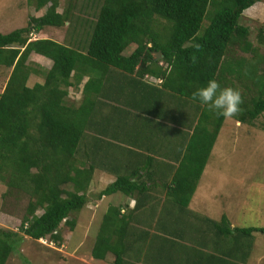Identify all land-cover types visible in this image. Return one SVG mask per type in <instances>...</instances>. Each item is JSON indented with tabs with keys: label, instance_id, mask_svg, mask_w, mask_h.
Listing matches in <instances>:
<instances>
[{
	"label": "trees",
	"instance_id": "16d2710c",
	"mask_svg": "<svg viewBox=\"0 0 264 264\" xmlns=\"http://www.w3.org/2000/svg\"><path fill=\"white\" fill-rule=\"evenodd\" d=\"M260 1L67 0L58 12L59 0H28L45 13L0 34V67L10 70L0 92V183L31 198L19 230L0 229V264L17 254L25 238L63 242L60 226L73 231L76 221L69 218L86 206L98 169L111 171L114 181L97 199L122 194L136 206L123 213L119 206L108 208L91 250L94 260L111 254L112 264H163L149 257L156 245L180 249L190 264H247L253 234L264 228L231 227L224 214L213 220L189 210L225 121L193 101L192 93L215 79L242 95L235 123L252 125L264 114V53L258 48L264 35L260 30L255 47L240 23ZM46 27H66L69 40L31 38ZM32 54L50 60L51 69L29 64ZM40 77L42 83L30 86ZM72 88L80 91L77 101L69 96ZM142 139L151 146L139 144ZM171 139L178 145L167 154L160 143ZM98 142L108 162L102 167ZM123 150L145 162L123 164ZM156 167L164 180L155 177ZM156 180H163L173 209L156 207L158 195L145 194L146 182ZM146 198L152 206L145 207ZM163 215L179 220L163 224Z\"/></svg>",
	"mask_w": 264,
	"mask_h": 264
},
{
	"label": "rangeland",
	"instance_id": "374dc122",
	"mask_svg": "<svg viewBox=\"0 0 264 264\" xmlns=\"http://www.w3.org/2000/svg\"><path fill=\"white\" fill-rule=\"evenodd\" d=\"M77 1L82 3V0ZM66 5L67 0H59L58 12L65 9ZM45 11L46 8L36 11L34 3H28V0H0V34L26 27L30 17H41ZM204 23L202 28L205 27ZM240 23L249 28V39L255 47L258 46L257 34L262 30L264 35V0L246 10ZM31 38H47L66 44L69 34L66 27H46ZM134 48L131 45L125 54ZM258 48L260 53H264V46ZM237 55L240 56L239 53ZM28 63L47 70L52 67L50 60L34 54L29 57ZM9 73V69L0 67V92L5 87ZM38 80L42 83L44 77L31 80L30 86ZM69 91L71 99L79 100V90L72 88ZM107 183V179H99L96 190H102ZM116 200L110 203L118 204ZM30 201L28 194L0 183V229L18 231ZM193 202H196L193 210L201 216L219 220L224 214L233 227L264 228V114L252 125H239L232 119L224 121L192 198ZM88 209L83 208L69 218L76 221L73 231L64 224L60 226L63 242L54 244L47 238L36 242L25 238L17 254H11L7 264H112L113 255L108 254L104 261L94 260L91 255L105 215V203L99 208L93 206ZM41 213V210L36 212L37 215ZM253 238L254 248L247 264H264V234L254 233Z\"/></svg>",
	"mask_w": 264,
	"mask_h": 264
},
{
	"label": "crops",
	"instance_id": "0c3cea01",
	"mask_svg": "<svg viewBox=\"0 0 264 264\" xmlns=\"http://www.w3.org/2000/svg\"><path fill=\"white\" fill-rule=\"evenodd\" d=\"M87 141H89L87 143V146L92 148L93 141H91L90 139H88ZM140 141H142V142H140L139 144H145L146 143V146H151V143L148 144L147 142H145L144 139H142ZM176 141H177L176 139H171V140H168V141H166V140L162 141V143H160L161 144V147H162V151L163 152H166L167 154L169 152L171 153L177 147L176 145H178V142H176ZM94 146H96L95 149H96V152L98 153L99 159L101 158L100 160H97L98 161L97 164L99 166H101V167L104 166V164H108V162L102 161V156H103V154L105 152L104 147H103V143H99L98 142V143H95ZM113 148H114V150H117L118 149V147H115V146H113ZM155 148L157 149V146H155ZM146 149L147 148L143 149L144 151L142 149H138L137 151L138 152L139 151H141V152L143 151V154H145L146 153V151H145ZM122 152H124V155H122V156H124V159H123L124 161L123 162H125L123 164H127V161L129 159H133V158L140 165L143 164V162H145L144 159H143V157H138L134 153H130V152L126 151V150H123ZM154 172H155V174H154L155 177H157L159 179L162 178L163 180L165 179V177L162 176L160 170H158L157 167H156V169H155ZM93 176H94V179L92 177V180H91V182L89 184V187H88L87 193H86L87 194V204H86V206H84L85 210L88 211V210H90L88 208L93 207V206L99 208L100 206L104 205V203H105V212H104V214L106 213V211L108 210V208L111 207V206H114V207L119 206V207H121L122 213L126 209L129 212L131 210H133V208L136 206V200L134 198H130V197L124 196L122 194H117V195H113V196H109V197L103 196L102 198L97 199L98 193H100V191H102L107 185H109L110 183H112L114 181V174L111 171H106V170H103V169H98V170L95 171V173L93 174ZM103 178H105V179L108 180L107 185L104 188H102V190H96V186L99 185V179H103ZM96 179H98V181ZM163 180H161V181L156 180V181H153V182L152 181L146 182L147 183V186L146 187H148V190H147V192L145 194H147V196H150V197L151 196L153 197L154 195H158V196H156L154 198V201L155 202H159V204H157L156 207L161 208L163 206V208L166 207L167 209L170 210V208L173 209L174 207H173L172 203L169 204V202L166 200L167 199V197H166V193H167L166 189L167 188H164V185L162 184V181ZM193 197H194V195H193ZM115 199H117L116 201H119V203H118L119 205L117 203H115V202H114V204L113 203H110L111 201H113ZM158 199H160V201ZM120 201H123V202H120ZM154 201L152 200V198H146V200H145V205L146 206L145 207L152 206L153 203H154ZM195 203L196 202H193V204H192V199H191L190 204H189V210H191L192 213L197 214L193 210V208H194L193 205ZM140 220L143 221V222H146V223L148 221V219H146L144 217H140ZM178 220L179 219H178V217H176V215H170V216H168V215L167 216L166 215L164 216L163 215L162 218H161V220H160V222L163 223V224H171V222H175V221L177 222ZM150 223H153L151 221V219H149V224ZM99 224H100V222H99ZM231 227H233V226L231 225ZM151 233L157 234V232H153V231H151ZM146 245H148L147 242H146ZM155 246L156 245H152L151 246L155 250L154 249H151L149 251L148 250H145V251H148L149 252V257H151L152 255H154L155 257H157L155 259H158L163 264H190L189 260L187 259L188 258L187 257L188 255L183 254V251H181L180 249L177 248L175 251L169 252L167 250H162L160 248L157 249V248H155ZM142 252L143 251H141V253ZM143 254H147V253L143 252ZM202 263L204 264V261H201V264ZM140 264H142V263L140 262Z\"/></svg>",
	"mask_w": 264,
	"mask_h": 264
},
{
	"label": "clouds",
	"instance_id": "9594fccd",
	"mask_svg": "<svg viewBox=\"0 0 264 264\" xmlns=\"http://www.w3.org/2000/svg\"><path fill=\"white\" fill-rule=\"evenodd\" d=\"M199 48L200 46L197 45ZM192 100L199 101L225 120H230L241 112L243 98L239 90L232 87H221L215 79H210L206 86L196 89L192 93Z\"/></svg>",
	"mask_w": 264,
	"mask_h": 264
},
{
	"label": "water",
	"instance_id": "95a60500",
	"mask_svg": "<svg viewBox=\"0 0 264 264\" xmlns=\"http://www.w3.org/2000/svg\"><path fill=\"white\" fill-rule=\"evenodd\" d=\"M158 58H159V54L157 53V54H156V59H158Z\"/></svg>",
	"mask_w": 264,
	"mask_h": 264
},
{
	"label": "built area",
	"instance_id": "2783aa9c",
	"mask_svg": "<svg viewBox=\"0 0 264 264\" xmlns=\"http://www.w3.org/2000/svg\"><path fill=\"white\" fill-rule=\"evenodd\" d=\"M41 240H43V239H41ZM41 240H40V241H41Z\"/></svg>",
	"mask_w": 264,
	"mask_h": 264
}]
</instances>
